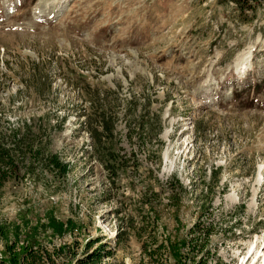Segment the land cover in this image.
Here are the masks:
<instances>
[{
	"label": "rangeland",
	"instance_id": "obj_1",
	"mask_svg": "<svg viewBox=\"0 0 264 264\" xmlns=\"http://www.w3.org/2000/svg\"><path fill=\"white\" fill-rule=\"evenodd\" d=\"M242 6L0 0V144L30 143L0 260L241 263L264 237V0Z\"/></svg>",
	"mask_w": 264,
	"mask_h": 264
},
{
	"label": "trees",
	"instance_id": "obj_2",
	"mask_svg": "<svg viewBox=\"0 0 264 264\" xmlns=\"http://www.w3.org/2000/svg\"><path fill=\"white\" fill-rule=\"evenodd\" d=\"M236 5L239 6L240 9H244L245 6H242V4L244 2H248L249 0H233ZM246 7H251L250 4H248V6ZM18 130L15 131H11V133L9 134V136H11L12 138V143H14V148H7L5 146H3L2 144H0V184L2 182V180L4 179V167H8L11 162H12V151L16 150V149H20L23 146H26L29 143L28 138H26L27 135V130H25L23 133L18 134ZM48 161H50L51 163L54 164H58V159L56 155H49L48 156ZM61 171L63 174H65L67 172V164H61ZM9 250H12V247H9ZM0 264H5L3 260H0Z\"/></svg>",
	"mask_w": 264,
	"mask_h": 264
},
{
	"label": "bare ground",
	"instance_id": "obj_3",
	"mask_svg": "<svg viewBox=\"0 0 264 264\" xmlns=\"http://www.w3.org/2000/svg\"><path fill=\"white\" fill-rule=\"evenodd\" d=\"M247 61L248 56L242 55L238 61L239 69L244 68ZM240 264H264V237L249 244Z\"/></svg>",
	"mask_w": 264,
	"mask_h": 264
}]
</instances>
